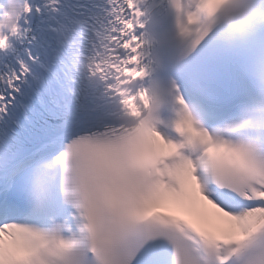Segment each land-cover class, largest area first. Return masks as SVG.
Listing matches in <instances>:
<instances>
[{"label": "snow or ice", "instance_id": "obj_1", "mask_svg": "<svg viewBox=\"0 0 264 264\" xmlns=\"http://www.w3.org/2000/svg\"><path fill=\"white\" fill-rule=\"evenodd\" d=\"M141 2L94 5L96 39L71 64L34 51V14L60 0L0 2V264H264V133L201 122L264 7L169 0L178 33L210 45L162 117L141 84ZM257 79L264 92V61Z\"/></svg>", "mask_w": 264, "mask_h": 264}, {"label": "clouds", "instance_id": "obj_2", "mask_svg": "<svg viewBox=\"0 0 264 264\" xmlns=\"http://www.w3.org/2000/svg\"><path fill=\"white\" fill-rule=\"evenodd\" d=\"M248 23H252V21H251V18H250V17L248 18Z\"/></svg>", "mask_w": 264, "mask_h": 264}]
</instances>
